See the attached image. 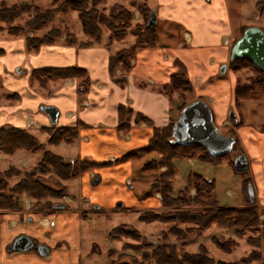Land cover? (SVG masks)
<instances>
[{"label":"crops","instance_id":"crops-1","mask_svg":"<svg viewBox=\"0 0 264 264\" xmlns=\"http://www.w3.org/2000/svg\"><path fill=\"white\" fill-rule=\"evenodd\" d=\"M238 1L154 0V6L146 2L155 10L156 23L179 27L183 38L167 41L164 39L171 33L168 36L163 28L161 32L156 30L157 43L137 48L126 71L117 67L111 72L109 56L121 48L106 46L102 40L85 47L59 41L29 50L25 37L0 32V87L8 98L7 106L0 112V129L26 130L40 142L44 137L45 142L41 143L47 150L59 148L56 155L64 161L90 163L86 170H78L76 176L61 181L66 195L49 198L52 206H47L46 200L0 190V195L18 201L15 209L0 207V264H84L85 260L96 264L89 247L94 239L87 226V215L133 213L138 219L143 211H164L167 207L161 193L151 189V182L164 167L157 171L145 168L158 159V154L130 155L147 145L155 129L176 121L180 106L196 100L207 104L221 133L234 134L238 145L230 150L235 151L234 158L243 154L247 159L246 190L242 187L240 198L233 204H217L220 208L250 207L257 212V225L249 232L259 240V261L264 264V121L255 122V113L251 114L253 119L249 118L244 102L255 97L242 100L238 108L235 106L237 76L229 68L231 46L241 27L250 25L242 22L239 13L232 12ZM250 14L259 18L255 12ZM177 61L184 66L190 87L164 92L161 88L177 70ZM72 67L84 70L85 75L46 79L40 72ZM121 78L123 81L119 82ZM48 106L57 111L53 125L41 110ZM230 111L236 116L235 123L228 117ZM52 127L71 128L76 135L70 142L49 144L45 129ZM39 159L23 157L18 167L11 166L25 170ZM188 162L193 164L190 158ZM14 176L6 188L19 179ZM226 194L235 195L229 189ZM115 227L112 224L105 228L108 250L116 248L115 240L109 238ZM20 235L28 236L35 245H44L48 253L40 255L37 246L13 250ZM247 237L245 233L239 240L245 241ZM109 261L108 257L107 264Z\"/></svg>","mask_w":264,"mask_h":264},{"label":"trees","instance_id":"trees-1","mask_svg":"<svg viewBox=\"0 0 264 264\" xmlns=\"http://www.w3.org/2000/svg\"><path fill=\"white\" fill-rule=\"evenodd\" d=\"M103 0H63L54 8H40L32 3L28 5H15L12 7L0 6V22L12 23L23 12L32 11L31 18H29L25 25L32 29H41L48 24L57 12L66 9H74L78 12V18L81 22L83 32L86 36V41L77 42L78 46H92L101 43L102 30L101 26H105L109 31V38L120 41L125 36L127 28L130 26V19L132 12L125 9L123 6L115 4L111 7L108 14L99 11L98 6ZM259 6V15L264 16V0H259L256 4ZM141 16H143L142 27L139 26L133 31L134 41L127 48H121L109 56V68L111 72L117 67H121L124 71L129 68V61L134 51L137 48L154 46L157 43V31L155 26L147 28L146 21L150 15L152 8L146 2L138 5ZM247 26L241 27V33ZM1 31V28H0ZM21 32L20 27H11L7 29V33L11 36H18ZM54 35H44L42 37H30L26 39L27 48L29 50L36 49L41 44H49L54 41ZM68 44H76V39L68 35ZM177 70L171 75L168 83L162 86L164 92L173 90H188L189 82L186 77L184 66L177 61ZM242 67L254 68L259 72V75L250 82H236L234 95L235 106L238 108L241 101L253 98L256 89H261L264 92V72L258 69L250 60L242 58L229 62V68L232 71H237ZM46 79H64L74 76L85 75V71L76 67L64 69H46L40 71ZM122 82L123 79H119ZM186 105L180 106L181 111ZM175 121H171L166 127L155 129L154 134L149 139L147 145L130 156L142 152H156L158 159L150 161L145 165L149 170H156L164 167V170L156 175L151 182L152 190H159L164 206L179 207L180 204H197L202 207L201 211L187 212L184 210H174L171 214L155 213L153 211L141 212L138 215V220L142 222H150L155 220L160 221H181L188 222L195 225V228H188L185 232L173 226L169 229V233L177 239H186L188 234L200 235L211 224L224 229H234L237 237H242L244 227H253L257 225V212L250 208H220L217 201L212 196L214 191V184L212 181H205L199 175H191L188 178L187 184L181 189L176 197H171V179L174 175L172 168V161L178 158H193L203 162L218 164L221 160L228 156V153L222 156H212L203 147L198 145H183L178 142H171L172 126ZM237 125V124H236ZM49 134L47 143L58 144L60 142H70L76 135L74 129L71 128H47L45 129ZM230 136L234 134L230 131ZM235 142L232 150L237 147ZM16 150L24 151H40L41 157L38 164L31 170H20L10 166L3 173H0V190H7L9 193L24 195L27 198L35 199L37 201L46 200L47 206H52L49 198H61L66 195V186L61 181L67 180L76 176L78 170H86L90 163L73 162L68 163L62 157L50 152L46 149V145L41 143L34 135L26 130L21 129H0V151L5 154H12ZM231 168L241 175H244L243 190L249 183L246 177L247 170H239L234 167L233 161L229 162ZM18 176L19 179L11 186L6 188L7 179L12 176ZM194 190L193 195L190 191ZM53 206H58L57 204ZM0 207L15 209L18 207V201L11 197H4L0 195ZM182 233V236H181ZM138 239L140 234L134 229H129L125 225H120L113 228L109 232V238L112 240H120L121 238ZM214 244L224 252H231L236 244L233 239L221 240L220 237H215ZM247 239V242L252 249L243 257L231 262L214 259L207 254V249L202 245L197 252H180V248H170L168 245L158 246L152 249L150 253L142 252L141 256L144 259L152 258L156 264H249L251 262H258L260 260L259 241H252ZM143 247L133 243H123V250H141L146 247V242H143ZM115 254L114 249L107 252L109 258ZM109 264H132L121 262L118 257L112 258ZM133 264H137L133 261ZM143 264V263H140Z\"/></svg>","mask_w":264,"mask_h":264},{"label":"rangeland","instance_id":"rangeland-1","mask_svg":"<svg viewBox=\"0 0 264 264\" xmlns=\"http://www.w3.org/2000/svg\"><path fill=\"white\" fill-rule=\"evenodd\" d=\"M63 0H0V6L3 4L5 7H12L15 5H28L30 3L39 6L40 8H54ZM236 1V0H233ZM259 0H240L238 1L237 6H232V12L239 13L242 16V22L245 24H250L249 26H256L264 30V16L259 15V6L256 5V2ZM143 2H147L149 5L154 6V0H103V2L98 6V9L100 12L104 14H108L111 7L115 4L123 6L125 9L132 12V18L130 19V26L127 28L125 36L120 41H116L109 38V31L105 26H101L102 30V42L106 46H110L111 48L119 49V48H127L129 47L133 41H134V35L133 31L137 27L141 26L144 22L143 16L140 14V10L138 8L139 4H142ZM146 3V4H147ZM154 9V8H153ZM255 12L259 18H255L250 16V12ZM32 11L30 13L23 12L19 17H17L12 23H5L0 22V28L3 34L9 35L7 33V29L11 27H20L21 32L19 36H23L26 39L30 37H42L44 35H54L53 39L54 42H63L67 43V37L68 35L73 36L76 39L77 42L80 41H86V36L83 32L81 22L78 18V12L74 9H66L61 12H57L54 14V18L43 28L41 29H32L25 25V22L31 18ZM256 15V17H257ZM167 26V25H166ZM165 26V27H166ZM163 26L161 22L156 23V30L161 32L163 28V32L166 34L170 32V36L164 40L169 41L168 39L173 40H180L183 38L182 30L179 29V27L174 25H168L166 28ZM0 31V32H1ZM95 45V43H94ZM235 76H237V80L241 82H250L254 78H256L259 75V72L250 67H242L241 69L237 71H233ZM254 100L248 99L245 101V106L247 107V110H249V118L261 122L264 121V92L261 89H256L254 95ZM14 98H9V101H14ZM8 100L7 97L3 96V91L0 87V112H2L3 107L7 106L5 104V101ZM252 113H255V115L252 118ZM7 116H10L9 112L7 111ZM41 142H45L44 137L40 138ZM48 148V147H47ZM49 150H51L54 154H58L59 148L57 147H49ZM25 153V154H24ZM235 151H230L228 153V156L223 158L219 164H213L209 162H203L198 160L196 157L190 158L192 160L193 164H190L188 162L189 158H178L174 159L172 161V168L174 175L171 179V197H176V194L178 190L180 191L183 189V187L187 184L188 178L191 175H199L204 176L209 179H211L214 182V191L212 196L215 197L217 202L221 205H229L233 204L234 200L239 199L243 187V180L244 177L240 173L235 172L230 165H226L229 160H232L234 158ZM41 156L40 151L29 153L25 152L24 150H16L12 154H5L0 151V173H3L5 170L8 169L11 165H16L17 167L20 164V159L23 157H30L31 159H34L37 157L39 159ZM38 164V163H37ZM36 164V165H37ZM35 164L29 165L27 167V171L33 169ZM24 171V170H23ZM157 171V169H156ZM161 173V172H160ZM159 175V174H158ZM13 178H16L15 176L11 177V179H7V182L14 181ZM229 189L232 193L235 195L228 196L226 194V190ZM153 191H159V190H153ZM160 192V191H159ZM194 192L190 195H193ZM167 207L164 211H153L155 213H166L171 214L174 210H184L187 212H195V211H201L202 207H200L197 204H180L179 207H172V206H165ZM241 209V208H236ZM145 212V211H143ZM141 213V212H140ZM139 213V214H140ZM138 214V215H139ZM87 218L89 219L87 222V226L90 228L94 242L89 245L90 249L94 252L93 254V261H95L96 264H107L108 255L107 252L109 251V242L106 239L105 236V228L112 225L120 226L125 225L129 229H134L135 231L140 234V238L138 239H131V238H121V242H118L115 240V254H113V257H118V260L121 262H127L132 263L133 261H136L137 264L143 263V264H156L155 260L152 258L144 259L142 258L141 254L142 252L150 253L152 249L157 248L158 246H165L168 245L170 248H180V252H197L199 247L202 245L207 249V254L214 259L222 260L226 262H231L239 259L240 257L245 256L252 247L247 242V239H253L254 241H259L257 238L252 237V233L249 232V230L254 229L253 227H244L242 228L243 234L248 236L245 241L239 240V237H237L234 229H224L216 226L215 224H211L206 230H204L199 236L192 233L188 234L186 236V239H177L173 235L169 233V229L171 227L175 226L177 229H180L181 231H186L188 228H195V225L188 222H181V221H150V222H142L138 219H135V216L133 213H122V214H100V213H92L87 215ZM138 218V216H137ZM123 222H127L130 225L127 224H120ZM147 234H149L147 236ZM146 235V236H145ZM182 236V233H181ZM243 236V235H242ZM220 237L221 240H225L227 238L233 239L236 241L235 246L233 247L232 251L230 253H225L222 250H220L216 245L214 244V238ZM252 240V241H253ZM146 242V247L141 250H123V243H133L136 245H139V247H143V242ZM111 259V258H109ZM84 264H89L87 260L83 262ZM249 264H260V261L258 262H251Z\"/></svg>","mask_w":264,"mask_h":264},{"label":"water","instance_id":"water-1","mask_svg":"<svg viewBox=\"0 0 264 264\" xmlns=\"http://www.w3.org/2000/svg\"><path fill=\"white\" fill-rule=\"evenodd\" d=\"M156 24V13L152 9L146 21L147 28H153ZM248 59L258 69L264 72V31L256 26L246 27L240 36L233 42L229 61L236 59ZM18 72V71H16ZM49 117L53 125L57 118V111L53 107H41ZM229 119L235 123L236 116L233 111L228 114ZM172 136L175 142L183 145H198L203 147L212 156H222L228 153L233 145L234 138L221 133L214 125L210 110L202 100H196L186 105L179 113L172 126ZM233 165L239 170L247 167L245 155L238 154L233 160ZM1 180V178H0ZM252 194L250 188V195ZM32 246H37L40 255L48 253L44 245L35 243L26 235H20L12 247L16 251H24Z\"/></svg>","mask_w":264,"mask_h":264},{"label":"built area","instance_id":"built-area-1","mask_svg":"<svg viewBox=\"0 0 264 264\" xmlns=\"http://www.w3.org/2000/svg\"><path fill=\"white\" fill-rule=\"evenodd\" d=\"M48 224L52 225L53 224V221H49Z\"/></svg>","mask_w":264,"mask_h":264}]
</instances>
